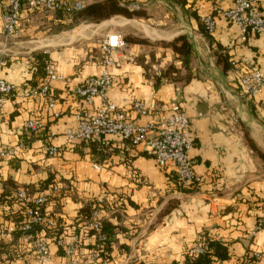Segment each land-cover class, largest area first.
<instances>
[{"label":"crops","instance_id":"1","mask_svg":"<svg viewBox=\"0 0 264 264\" xmlns=\"http://www.w3.org/2000/svg\"><path fill=\"white\" fill-rule=\"evenodd\" d=\"M64 1H79L83 6L92 0ZM128 2L137 3L147 17L113 15L67 27L50 12L22 9L17 35L3 45L0 32L6 58L0 77L18 90L16 96L4 98L0 142L26 141V148L15 157L0 160V193L11 183L16 197L18 189L53 178L57 191H51L43 209L50 224L38 230L35 238L46 241L51 255L48 264L65 261L55 239L73 233H80L77 258L83 264H183L188 249L204 234L227 246L228 258L214 264H246V255L264 252V229L256 228L264 203V93L241 96L239 75L244 69L264 67V33L240 39L238 27L219 15L233 0ZM256 3L264 17V0ZM210 13L215 26L208 37L198 30V21ZM1 14L0 9V31ZM112 32L140 36L150 44L125 43L113 51L108 101L139 123H147L156 110L171 102L179 104L189 117L194 139L189 151L192 168L202 178L195 191L180 190L172 166L160 168L141 145L132 146L117 135L97 140L101 155L88 144L66 139V131L76 127L74 114L82 106L72 90L101 74V41ZM179 36L192 48L189 65L194 75L188 82L161 75L169 64L181 65L174 51L161 44ZM40 50L48 53L58 76L50 81L59 111L54 119L44 99L21 93L31 86L27 82L30 55ZM219 50L228 56L227 66L218 62ZM135 100L142 101L150 113L136 115ZM30 112L42 123L37 133L23 129ZM50 145L59 147L58 155L46 153ZM97 199L101 200L100 222L107 225L112 248L104 262L91 253L93 238L78 230L84 221L78 217L79 209L90 201L96 204ZM13 207L3 208L13 213ZM9 225L14 226L11 218L0 216V227ZM31 240L32 235L26 238L23 232L15 244L13 233L0 238V245H9L15 254L2 255L0 264H39L36 241ZM257 264H264V259Z\"/></svg>","mask_w":264,"mask_h":264},{"label":"built area","instance_id":"2","mask_svg":"<svg viewBox=\"0 0 264 264\" xmlns=\"http://www.w3.org/2000/svg\"><path fill=\"white\" fill-rule=\"evenodd\" d=\"M128 0H118L120 4H127L131 8H139L137 3H129ZM22 7L28 9H41L53 11L58 8L66 11L77 10L82 7L79 1L68 2L64 0H5V7L1 14V35L3 45L15 37L18 32V22ZM219 15L226 22L238 27L241 32V40H245L246 34L264 33V17L257 8L256 0H233L230 8L219 11ZM201 21L209 32L215 26L213 15L205 14ZM125 46L123 36L117 32L106 35L101 41L104 69L99 76L88 77L83 84L72 90L82 106L75 112L76 127L74 130H67L65 133L68 141H82L89 139L102 140L107 135H117L132 146L141 145L144 151L152 156L160 168L172 166L176 174V182L180 187L190 183L200 184L202 178L192 168V160L189 151L193 146L194 139L191 133L189 117L181 110L176 102H171L167 108L156 110L151 120L147 123H139L131 118L125 111L120 110L116 105L108 101L106 93L112 86V76L109 67L115 64L112 56L113 51ZM6 65L5 49L0 48V70ZM46 80L37 86H30L28 90L22 91V96L27 98H39L45 100V108L49 117L54 119L59 116L56 108V100L51 95L50 81L58 76L50 62L45 67ZM241 96L254 98L264 93V67L244 69L239 75ZM17 88L0 77V121L2 119V106L6 96H16ZM97 100V103L95 101ZM132 110L138 116H145L150 109L140 100L132 103ZM42 127L40 119L30 112L23 123V129L27 133H37ZM25 149V143L0 142V160H9ZM45 151L50 156H55L59 148L54 145L47 146ZM57 191V186L52 188ZM16 197L22 205L26 206V222L21 226V231L26 238L30 237V231L34 224H50L45 215L39 210L40 206L47 201L45 194H39L30 198L32 206H27L29 198L23 189L16 191ZM96 206L88 220L81 222V232L85 229H92L96 232L97 239L103 240L104 235L100 233V209L101 200L97 199ZM257 229H264V203L262 205V216L257 224ZM14 226L0 227V238L9 236ZM79 234L73 233L67 237H60L57 245L63 252L65 261L60 264H80L75 258L76 247L79 242ZM39 264H48L51 255L48 245L44 239L35 243ZM203 251L202 243L192 245L188 252L199 254ZM254 257L264 259V252L253 253ZM100 261L101 258H98ZM104 262V261H102ZM22 264H29L24 262Z\"/></svg>","mask_w":264,"mask_h":264},{"label":"trees","instance_id":"3","mask_svg":"<svg viewBox=\"0 0 264 264\" xmlns=\"http://www.w3.org/2000/svg\"><path fill=\"white\" fill-rule=\"evenodd\" d=\"M1 1H3V4L1 5L0 9H1V12H3L4 7H5V0H0V2ZM179 2L185 3L186 0H179ZM22 9H28V8L22 7ZM30 10L40 11L44 13L50 12L53 14L52 16L54 19H58V20L66 22L64 26H67V27H72L80 22H99L113 15H123L128 18H146L147 17L144 9H142L141 7L131 8L127 4H120L118 0H92L91 2L83 5L80 9L71 10V11H66L61 8H58L53 11H44L41 9H30ZM195 16L197 20H199V16L197 14ZM198 30L201 31L204 35H207L209 37L210 32L206 29L205 25L203 24L201 20L198 21ZM248 34L250 33H247L246 36ZM123 40L126 44L127 43L150 44L146 38L135 36V35H130V34L124 36ZM161 44L163 46L170 47L174 51V53L178 56V59L181 61V65L179 67L174 65L173 63L169 64L164 70L163 74L161 75L162 76L164 75L165 77L170 76V77L178 78L180 80L183 79L184 82H188L194 75L189 65V59L192 55V48L188 40L184 36H179L173 39L172 41L161 42ZM218 49H220L219 46H217V50ZM216 56H217L218 62H222L224 66L228 65L229 61H228L227 55L222 54L219 50L217 51ZM101 60L103 61V56ZM48 62H50L48 53L42 50L35 51L30 55L29 69L31 71V77L29 80H27L29 85L37 86L46 80L45 67ZM182 69H184L183 74L181 73ZM23 142L25 143V148H26V141H23ZM78 142H81V144L83 143V144L90 145L95 151L98 150L96 148L98 145V142L96 139L82 140ZM97 152L99 153V155L103 154L100 149ZM53 182H54L53 178L49 176L46 180L42 182H38V185L36 187H35V184H31L30 186L26 185L25 187H23V190L25 191L26 196L29 198L27 202L28 204L26 205L32 206L30 198L32 196H36V193L43 191L45 189L50 190L49 192L45 194L47 196V200H49V197L52 194L51 192L52 188L55 186ZM197 187H198V184L193 183V182L188 184L185 187L178 186V188L184 192L195 191ZM14 190H15V187L11 183L9 184V186L3 187V190L0 193V206H1L0 216H3L4 218H11V221L13 222V225H14V230L12 233L14 235L13 243L15 244L18 242V239L21 236L22 231L20 228L26 222L27 217L25 213L26 206L19 205L15 195H12V191ZM45 203L41 205L39 208L42 214H43ZM5 205H7L8 207L13 205L14 206L12 209L13 213H11L10 210L8 209L4 210L3 207H5ZM95 206L96 205L94 201H90L88 204L83 205L79 209L78 217H81V221L83 220L86 221L89 219ZM47 226L48 225L45 223L44 224H34L30 231V234L32 235L31 241L33 240L36 241L35 238H37L38 230H40L42 227L46 228ZM99 232L104 235L103 240L97 239L96 232H94L90 228L85 229L83 231L84 234H87L88 236L93 238V244L90 245L91 253H94L95 256L101 258L102 261H105L110 258V252L112 249L111 240H110V232L107 229V225L102 222H100ZM79 237H80V233H79ZM55 240L57 242L58 239H55ZM199 243H202L203 251L196 255L190 254L187 251L183 264H214L216 261L226 259L229 256L227 246L220 240L212 239L204 234L202 235ZM12 251H14V248L10 247L9 245H5V244L0 245V257L2 255H7V257H13L15 254L12 253ZM79 251H80V239L76 247L75 258H77V256L79 255ZM245 260H246V264H257V261H258L254 257L253 253L250 255L249 254L246 255ZM79 263L83 264L80 260H79ZM139 264H147V263H139ZM171 264H177V263H171Z\"/></svg>","mask_w":264,"mask_h":264}]
</instances>
